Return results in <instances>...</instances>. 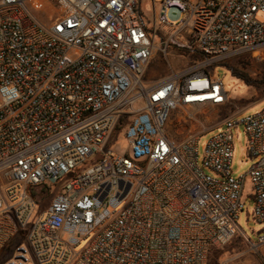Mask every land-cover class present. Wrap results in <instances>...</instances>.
<instances>
[{
    "label": "built area",
    "instance_id": "2783aa9c",
    "mask_svg": "<svg viewBox=\"0 0 264 264\" xmlns=\"http://www.w3.org/2000/svg\"><path fill=\"white\" fill-rule=\"evenodd\" d=\"M141 6L0 0V264H208L239 234L248 177L264 223V109L237 120L235 107L202 161V134L179 141L170 129L174 115L209 122L230 105L207 66L245 52L264 61V0H153V27ZM172 7L184 14L176 25ZM171 47L194 66L147 87L152 59ZM240 126L259 160L237 177ZM123 130L129 150L108 149Z\"/></svg>",
    "mask_w": 264,
    "mask_h": 264
},
{
    "label": "rangeland",
    "instance_id": "374dc122",
    "mask_svg": "<svg viewBox=\"0 0 264 264\" xmlns=\"http://www.w3.org/2000/svg\"><path fill=\"white\" fill-rule=\"evenodd\" d=\"M162 1L163 0H155L157 6H160ZM153 10V0H142L141 11L146 16V21L150 27H153L151 20L154 15ZM39 16L45 21L50 20L51 18L47 13H41ZM167 17L171 24L176 25L184 18V14L178 8L172 7L168 10ZM257 17L260 21H264V14L260 13ZM156 42L159 43L160 38H158ZM240 58L248 62V68L254 77L264 78V61L255 60L252 57V54L248 52L232 56L228 59V61L238 60ZM195 62L196 55L194 53L187 54L183 50L171 47L169 48L167 54L162 52L155 54L145 73L144 82L147 87L154 86L160 83L163 79L172 76L174 73H181L189 69L194 66ZM206 71L223 80L231 102L230 105L211 111V114H209V122H204L205 116L202 115L198 116L199 123L193 122L181 124L178 123V115H174L172 116L170 123V129L174 131L179 141L185 140L190 134H202L198 142L201 161L203 159L204 147L206 143L217 132L216 129L212 128L221 122L224 117L229 115L235 107H241L243 101L251 100L256 91V87L249 86L245 82L233 76L231 70L223 66L221 63L207 66ZM257 89L261 92L264 91V87ZM136 106L137 108L142 107L143 101L139 102ZM251 113H255V110H248L244 112L237 117V120H241L245 115ZM202 123H206V125H203ZM205 128H209L211 130L203 134L202 132ZM124 133V130L119 132L117 137L108 145V149L120 154L126 153V151L129 150V143L126 140ZM234 148L235 154L232 170L235 176L241 177L249 172L252 166L259 160V158H253L249 155L248 136L244 131L243 126L234 129ZM87 166L88 164L81 166L76 170V172ZM251 194L252 182L250 177H248L245 181V187L242 195V200L245 203L246 208L240 214L238 219L239 234L222 249L217 264H222V262L228 260L232 261L233 264H242L246 259H250L253 256H256L255 258L260 264H264V255H260V250H262L264 254V245L256 251L252 247V244H258L260 236H264V223H260L254 219V207ZM35 216H37V212L34 217ZM32 221L29 224V228L31 227Z\"/></svg>",
    "mask_w": 264,
    "mask_h": 264
},
{
    "label": "trees",
    "instance_id": "16d2710c",
    "mask_svg": "<svg viewBox=\"0 0 264 264\" xmlns=\"http://www.w3.org/2000/svg\"><path fill=\"white\" fill-rule=\"evenodd\" d=\"M245 53H247V52H245ZM238 55H240V54H238ZM228 59H230V58H228ZM228 59L221 62V64L223 66L227 67L228 69H230L233 76L237 77L238 79L245 82L249 86H253L256 88L264 87V78L254 77L248 68V62L246 60L240 58L238 60L228 61ZM221 251H222V249H220V250L212 249L210 252L208 264L209 263L210 264H217ZM4 257H6V255Z\"/></svg>",
    "mask_w": 264,
    "mask_h": 264
},
{
    "label": "crops",
    "instance_id": "0c3cea01",
    "mask_svg": "<svg viewBox=\"0 0 264 264\" xmlns=\"http://www.w3.org/2000/svg\"><path fill=\"white\" fill-rule=\"evenodd\" d=\"M164 80V79H163ZM241 110L244 112L248 110H255V112H258L262 109H264V91H260L256 88L255 93L253 94V97L249 101H243V104L241 107ZM259 108V109H258ZM254 253V252H253ZM260 255H264L262 250H260ZM256 256L251 257L250 259H246L242 264H260L256 258Z\"/></svg>",
    "mask_w": 264,
    "mask_h": 264
}]
</instances>
